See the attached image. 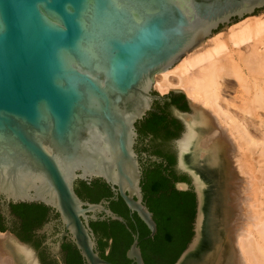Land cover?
<instances>
[{"label": "water", "instance_id": "water-1", "mask_svg": "<svg viewBox=\"0 0 264 264\" xmlns=\"http://www.w3.org/2000/svg\"><path fill=\"white\" fill-rule=\"evenodd\" d=\"M261 12L264 0H0L3 214L10 216L11 202L54 209L61 232L50 233L48 240L58 264H168L162 253L165 231L154 253L144 256L138 234L133 242L119 240L112 229L128 221L111 205L118 204L138 215L149 237L158 230L144 200L136 123L168 93L185 96L180 89L155 91L158 73L235 17ZM220 25L225 26L215 32ZM191 111L189 106L182 113ZM186 131L185 122L176 140L178 162L192 178L197 209L194 234L174 264L199 243L195 236L202 203L192 174L180 165ZM94 179L110 187L111 199H82L77 182L88 196L80 181ZM178 186L190 187L186 182ZM1 232L18 239L42 264L33 246L10 231ZM65 238L73 244L69 260L62 250Z\"/></svg>", "mask_w": 264, "mask_h": 264}, {"label": "bare ground", "instance_id": "bare-ground-1", "mask_svg": "<svg viewBox=\"0 0 264 264\" xmlns=\"http://www.w3.org/2000/svg\"><path fill=\"white\" fill-rule=\"evenodd\" d=\"M244 18L155 76L160 94L180 89L193 107L180 114L187 124L180 165L200 195L204 250L181 264H264V16ZM220 202L226 234L212 254ZM0 264L37 263L0 232Z\"/></svg>", "mask_w": 264, "mask_h": 264}, {"label": "flooded vegetation", "instance_id": "flooded-vegetation-1", "mask_svg": "<svg viewBox=\"0 0 264 264\" xmlns=\"http://www.w3.org/2000/svg\"><path fill=\"white\" fill-rule=\"evenodd\" d=\"M258 10L260 9L256 12ZM235 20L240 19L235 17L233 22H236ZM223 26L225 25H220L215 32ZM153 107L152 111L136 123L138 137L135 149L142 166L141 184L144 200L157 222V233L154 237H149L151 231L138 215L136 213L130 215L128 209L118 204L111 205L115 211L128 219L129 228L126 224L117 222L112 229L119 240L128 237L133 242L134 234H138L144 256L149 251L154 253L153 250L157 242L164 238L165 231L168 247L163 255L169 258L166 260L169 261L181 248L180 242L184 238V231L188 234L193 231L197 209V194L192 186V178L179 167V150L176 143L185 126L180 113L187 112L189 106L184 95L168 93L163 100H156ZM100 180L94 179L90 183L80 181L88 194L87 197L77 182L76 190L82 199L99 202L113 197L107 198L103 195L105 187L104 184H100ZM181 182L188 183L189 189L179 188L178 184ZM9 207L8 217L3 214L0 202V232L10 231L33 246L42 264H58L57 258L52 256L54 245L48 240L50 233L61 232L60 222L57 221L59 215L55 210L41 203L11 202ZM47 224H52L48 230L38 232ZM172 228L175 230V236L170 238ZM58 240L59 238L55 239V243ZM72 247V242L65 238L62 250L68 260L72 256Z\"/></svg>", "mask_w": 264, "mask_h": 264}, {"label": "rangeland", "instance_id": "rangeland-1", "mask_svg": "<svg viewBox=\"0 0 264 264\" xmlns=\"http://www.w3.org/2000/svg\"><path fill=\"white\" fill-rule=\"evenodd\" d=\"M254 17H262V16H264V12H261V13H257V14H255V15H253ZM253 16H248V17H253ZM247 18V17H246ZM245 19V18H244ZM243 20V19H242ZM242 20H239V21H237V22H234V23H232L231 25H229L226 29H224V30H221L220 32H225V31H228L229 30V27L230 26H232L233 24H236V23H238V22H240V21H242ZM219 33V32H218ZM217 34V33H216ZM215 35V34H214ZM213 35V36H214ZM212 36V37H213ZM211 38V37H210ZM191 53V52H190ZM155 87V91H157L158 93H159V91L156 89V86H154ZM186 96V95H185ZM187 98V97H186ZM187 101H188V99H187ZM188 103H189V106H191V104H190V102L188 101ZM193 111H191L190 113H192ZM222 203L220 202V204H219V206H218V208H219V212H218V218H217V222L216 223H218V225H219V227H218V229L220 230V232L218 233V236H217V243H216V245H215V248L212 250V254L213 253H215L216 252V250H217V245H218V243H220V244H222L223 243V240H224V238H225V231H226V228H225V224H224V222L222 223V225H221V221H222V214H223V209H222V205H221ZM199 217H200V211H199V216H198V225H199ZM198 225H197V230H198ZM197 236H198V233L196 234V236H195V239L197 238ZM202 242H199L197 245H196V247H195V249L193 250V252L191 253L192 255L194 254L195 256H194V258L195 257H198L199 255L196 253L198 250H204L203 249V246H202V244H201Z\"/></svg>", "mask_w": 264, "mask_h": 264}, {"label": "trees", "instance_id": "trees-1", "mask_svg": "<svg viewBox=\"0 0 264 264\" xmlns=\"http://www.w3.org/2000/svg\"><path fill=\"white\" fill-rule=\"evenodd\" d=\"M183 95V94H182ZM105 186L107 187V189H105L103 195H105L107 198L110 197V196H113V192L112 190L110 189V187L105 183ZM185 193H188V192H185ZM85 197H87V195L84 194ZM98 200V199H96ZM122 200V199H121ZM123 201V200H122ZM193 231L191 230V232L188 234V232L186 233V231H184V238L181 240L180 244H181V248L179 249V251L177 252V254L171 258L168 262V264H174L177 259L179 258V256L181 255L182 251L184 249L187 248L188 246V243L190 242L192 236H193ZM132 240V239H131ZM165 248L162 250V253L165 254V252L167 251V247H168V244L166 243L165 245ZM166 260H168L167 258H165Z\"/></svg>", "mask_w": 264, "mask_h": 264}]
</instances>
